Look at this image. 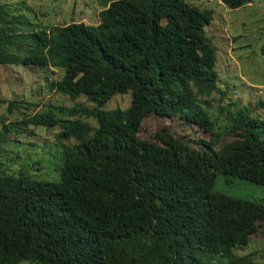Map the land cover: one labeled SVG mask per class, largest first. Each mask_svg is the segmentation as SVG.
I'll return each instance as SVG.
<instances>
[{"label": "trees", "instance_id": "obj_1", "mask_svg": "<svg viewBox=\"0 0 264 264\" xmlns=\"http://www.w3.org/2000/svg\"><path fill=\"white\" fill-rule=\"evenodd\" d=\"M250 1L220 0L228 8ZM4 16L0 64L57 68L54 90L91 105L0 117V142L29 125L56 126L62 147L56 180L0 169V264H250L252 253L234 252L250 234L224 228L233 197L212 186L217 173L264 186V118L241 109L229 116L225 134L236 128L258 156L241 166L233 165V148L227 157L206 142L195 148L178 138L168 143L165 132L156 134L160 142L138 135L150 114L212 131L202 105L216 81L205 33L211 11L183 0H108L93 25L44 27ZM10 23L28 32L21 55L8 52ZM127 91L126 108H105ZM19 104L8 100L6 112ZM246 201L264 206V199Z\"/></svg>", "mask_w": 264, "mask_h": 264}, {"label": "rangeland", "instance_id": "obj_2", "mask_svg": "<svg viewBox=\"0 0 264 264\" xmlns=\"http://www.w3.org/2000/svg\"><path fill=\"white\" fill-rule=\"evenodd\" d=\"M106 1L0 0V18L2 13H5V18L23 16L34 25L44 27L70 21L93 25L97 22L98 10ZM183 1L198 9L211 11L205 33L215 47L213 70L216 81L213 91L202 97L206 101L202 105L212 123V131L205 132L195 125L182 123L176 117L150 114L142 119L138 135L160 142L156 134L165 132L168 137H160L168 143L178 138L183 144L195 148L204 147L206 142L218 154L226 153L227 157L233 148V165L241 166L249 159L257 158L256 151L243 141L236 128L225 133L230 124L229 116L239 109L253 117L264 118V0H251L237 8H228L220 0ZM9 26L12 28L13 43L8 46V52L21 55L28 32L18 23H10ZM59 76L57 68L24 66L14 62L0 64V99L5 101L0 103V117H5L4 123L48 107L71 106L74 102L91 105L82 95L72 100L56 92L50 83ZM8 100L21 103L10 114L6 112ZM129 100V91L116 94L107 101L105 108L123 109ZM56 115L60 114L56 112ZM87 120L94 124L91 119ZM57 131L56 126L29 125L21 132H9L7 139L0 142V169L7 173L22 169L35 179L56 180L62 148L56 141ZM73 142L76 141L71 138L62 141V144ZM228 159H222L226 167L232 162ZM212 188L233 197V216H230V223L224 226L225 230L250 234L248 243L234 252L240 255L252 253L250 264H264V206L246 201L263 200L264 186L217 173ZM16 264L40 263L21 260Z\"/></svg>", "mask_w": 264, "mask_h": 264}]
</instances>
